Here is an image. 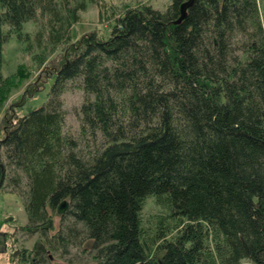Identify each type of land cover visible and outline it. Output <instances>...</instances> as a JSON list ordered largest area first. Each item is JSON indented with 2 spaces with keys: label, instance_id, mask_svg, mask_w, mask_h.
I'll return each mask as SVG.
<instances>
[{
  "label": "trees",
  "instance_id": "1",
  "mask_svg": "<svg viewBox=\"0 0 264 264\" xmlns=\"http://www.w3.org/2000/svg\"><path fill=\"white\" fill-rule=\"evenodd\" d=\"M263 3L140 5L107 38L68 44L90 5L110 10L102 22L113 5L0 0V114L13 80L3 45L67 44L46 101L0 128V189L22 200L20 230L39 236L17 264L74 251L95 264H264ZM70 86L83 98L75 131ZM149 200L158 213L144 214Z\"/></svg>",
  "mask_w": 264,
  "mask_h": 264
},
{
  "label": "rangeland",
  "instance_id": "2",
  "mask_svg": "<svg viewBox=\"0 0 264 264\" xmlns=\"http://www.w3.org/2000/svg\"><path fill=\"white\" fill-rule=\"evenodd\" d=\"M113 5L115 16L101 21L100 13L109 16L110 10L104 5H90L81 14V20L71 30V40L68 44L76 43L83 36L97 32L102 38H107L114 26L115 17L121 16L127 8L149 4L156 9H164L169 0H107ZM264 22V3L262 9ZM26 32L33 34L35 23L25 26ZM33 40L30 39V41ZM67 44H61L54 50L49 48L41 51L34 44L25 45L12 37L2 47V73L5 78H12L8 83V98L0 114V128L5 126V118H18L39 106L47 99L54 77L52 72L61 63ZM47 51V52H46ZM43 55V56H42ZM10 84V85H9ZM44 86V87H43ZM6 89V91H7ZM82 91L77 86H70L64 95L67 128L75 131L78 128V107L82 103ZM1 187V186H0ZM160 207L149 200L144 208L145 215L156 214ZM56 223L59 221L56 215ZM27 224V216L21 198L9 189H0V264H17L22 249L31 250L39 239L38 235H29L20 228ZM74 251L71 262L58 257L53 258V264H95L90 256ZM241 264H251L243 261Z\"/></svg>",
  "mask_w": 264,
  "mask_h": 264
},
{
  "label": "water",
  "instance_id": "3",
  "mask_svg": "<svg viewBox=\"0 0 264 264\" xmlns=\"http://www.w3.org/2000/svg\"><path fill=\"white\" fill-rule=\"evenodd\" d=\"M190 1H191V0H190ZM188 3H190V2H188ZM186 5H189V4H186ZM186 7H187V6H184V7L182 8V17H183L184 14H185ZM182 17L180 18V20L182 19ZM180 20H179V21H180ZM66 208H67V204H66L65 202L61 203L60 206L58 207V213L61 214Z\"/></svg>",
  "mask_w": 264,
  "mask_h": 264
}]
</instances>
